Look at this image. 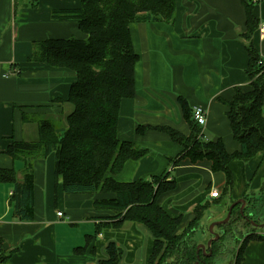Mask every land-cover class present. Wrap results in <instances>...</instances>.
Listing matches in <instances>:
<instances>
[{"label": "crops", "instance_id": "crops-1", "mask_svg": "<svg viewBox=\"0 0 264 264\" xmlns=\"http://www.w3.org/2000/svg\"><path fill=\"white\" fill-rule=\"evenodd\" d=\"M33 1L24 0L21 6L17 0H0V172L15 179L0 178V256L6 257L7 264H102L108 259L107 247L113 243L124 253L119 264H149L154 249L149 229L130 222L121 228L107 226L103 218L114 213L96 208L94 202L111 196L65 194L62 181L56 182L53 154L32 160L34 221L21 222L14 213L12 194L15 183L23 179L24 160L13 159L8 148L15 142H37L41 123L62 124L59 119L70 110L63 101L68 100L71 85L77 80L68 69L32 61L34 43L85 37L77 21L53 17L59 11L79 9V0ZM253 14L259 26L252 43L264 59L260 31L264 0L255 4ZM246 22L242 0H176L173 25L130 26L139 56L136 96L121 103L118 137L148 150V155L128 161L114 178L118 182L149 180L163 174L175 178L177 189L162 195L158 203L171 217L182 218L181 231L197 217V206L204 207L202 222L210 205L227 194L226 175L213 172L208 160L193 163L185 159L170 170V161L183 148L157 128L167 126L190 135L179 103L182 97L192 110H206L205 131L210 139H221L229 154L241 150L227 113L236 89L250 90L247 41L242 38ZM140 126L147 128L144 133H137ZM258 163V170L253 171H258V179L264 178L263 152L247 164L233 161L229 165L234 175L233 199L254 200L247 197V169ZM258 179L254 188L259 187ZM214 190L220 192L219 198H211ZM248 212L253 221L261 219L262 211ZM258 222L264 223V219ZM221 226L218 233L228 225ZM256 234L264 235L260 231ZM241 264H264V240L247 242Z\"/></svg>", "mask_w": 264, "mask_h": 264}, {"label": "trees", "instance_id": "trees-1", "mask_svg": "<svg viewBox=\"0 0 264 264\" xmlns=\"http://www.w3.org/2000/svg\"><path fill=\"white\" fill-rule=\"evenodd\" d=\"M79 1V9L59 11L53 17L56 20L77 21L84 38L48 39L34 43L32 61L68 69L76 74L77 80L71 85L68 100L63 101L70 106L64 125L41 123L37 142H15L8 148L7 153L13 159L24 160L23 179L15 183L12 194L17 219L21 222L34 221L35 176L32 160L53 154L56 182L62 181L65 194L111 196L94 202L96 208L114 213L103 218L107 226L121 228L130 222L149 229L154 237L149 264H155L159 255L158 264H196L198 256L201 264H211L220 252L219 241L227 234L226 226L233 221L232 217L224 225V236L213 243V254L208 258L202 255L201 250L197 254L198 246L193 241L204 207L195 208L197 217L181 231L182 218L171 217L158 203L162 195L177 189L175 178L170 179L169 174L134 182H118L114 178L128 161H138L148 155V150L132 142L121 141L118 137L121 103L136 96L135 70L139 56L133 46L130 26L153 22L174 24L176 0ZM242 3L247 14V32L242 34V38L247 41L250 90L244 92L237 88L227 113L233 138L241 150L229 154L221 139L206 138L193 119V110L182 97H179V103L190 126V135L186 137L167 126L157 128L183 148L174 159V167L185 159L193 163L208 160L212 163L213 172L226 175V192L233 188L234 181L229 165L233 161L247 163L257 154L264 153V64L252 43L259 21L253 14L255 3L252 0H242ZM60 128L63 130L59 131ZM146 129L140 126L137 133H144ZM0 178L15 181L11 175L2 172ZM235 211L239 219L251 225L241 216L240 205L233 213ZM244 213L249 220H253L247 214V207ZM100 233L97 230V235ZM245 237L244 246L238 250L233 264L242 263L248 241L264 240V235L260 234ZM106 251L108 259L102 264H119L123 250L112 243ZM0 264H7L6 257L0 256Z\"/></svg>", "mask_w": 264, "mask_h": 264}, {"label": "rangeland", "instance_id": "rangeland-1", "mask_svg": "<svg viewBox=\"0 0 264 264\" xmlns=\"http://www.w3.org/2000/svg\"><path fill=\"white\" fill-rule=\"evenodd\" d=\"M24 0H17V2L22 6ZM31 3H33V0H30ZM153 23H164L165 25H173L165 22H153ZM264 64V59H263ZM60 118V117H59ZM67 113L63 115L59 122L63 121V125L66 123ZM205 131V130H204ZM205 135L207 138H211L208 133L205 131ZM263 160V159H262ZM260 163V162H259ZM259 163L252 168L251 165L248 166L247 173L249 175V178L246 179L247 184V190H248V198L254 200H249L246 204L247 212L249 210H257L262 211L261 216L258 221H261L264 219V178H257V173H254V169L258 170ZM239 164V163H235ZM243 164V163H241ZM247 164V163H244ZM239 166V165H238ZM174 168V159L170 161V167L169 169L172 170ZM237 168V167H236ZM170 170H167L168 172ZM243 173V172H242ZM254 173V174H253ZM173 177L175 176V173L173 171L171 172ZM170 174V175H171ZM233 174V172H232ZM258 179V188H254L255 182ZM234 180V175H233ZM233 188H234V181H233ZM233 188L227 192V194L223 195L219 203H212L208 210L205 213V216L203 218V221L199 225V227L194 232L193 241L197 244V246L207 245L208 242L213 238V236L210 234V228L214 223L222 222L226 219L229 210L231 206L237 202L238 200L233 199ZM242 200V199H240ZM251 204V205H250ZM249 213V212H248ZM258 217V216H256ZM233 221L227 226L228 232L227 234L222 238L219 244L220 246V252L215 256V258L212 260L211 264H233L236 258V255L238 253L239 249H242L245 243V236L248 235H254L257 232L264 233V227L262 228H255L254 226L247 225L242 219L238 218V212H234L232 216ZM260 224H264L261 222H257ZM219 227H215L214 231L218 233ZM164 250V249H163ZM162 250V251H163ZM161 251V252H162ZM160 255L156 259V263L158 264L160 260ZM175 262V260L173 261ZM172 262V263H173Z\"/></svg>", "mask_w": 264, "mask_h": 264}, {"label": "water", "instance_id": "water-1", "mask_svg": "<svg viewBox=\"0 0 264 264\" xmlns=\"http://www.w3.org/2000/svg\"><path fill=\"white\" fill-rule=\"evenodd\" d=\"M246 204H247V202L244 199L235 202L231 206L226 219L224 221H222V222L214 223L211 226L210 234L213 236V238L208 242L207 245L198 246L197 247V254H199V251L201 250L203 256L208 257V258L212 256V254H213V251H212L213 243L219 241V239L224 235L223 231L217 233V232L214 231V228L218 227V226H221V225H226L227 223H229V221L231 220V217H232V213H233L235 207L238 206V205H240V214L246 221H249L251 223V225L254 226L255 228L264 227V224L256 223L253 220H249V218L245 215L244 209L246 208ZM198 260L199 261L196 264H201L200 263V256H198Z\"/></svg>", "mask_w": 264, "mask_h": 264}, {"label": "built area", "instance_id": "built-area-1", "mask_svg": "<svg viewBox=\"0 0 264 264\" xmlns=\"http://www.w3.org/2000/svg\"><path fill=\"white\" fill-rule=\"evenodd\" d=\"M263 0H252L253 3L257 4L262 2ZM261 34L264 35V24L261 26ZM193 119L196 122V124L202 128V132H204L206 124H207V112L205 109L198 107L193 110ZM221 196L220 192L217 190H214L211 193V198H219ZM59 217L63 216V213L60 212L58 213Z\"/></svg>", "mask_w": 264, "mask_h": 264}, {"label": "bare ground", "instance_id": "bare-ground-1", "mask_svg": "<svg viewBox=\"0 0 264 264\" xmlns=\"http://www.w3.org/2000/svg\"><path fill=\"white\" fill-rule=\"evenodd\" d=\"M205 135V134H204ZM207 138V137H206Z\"/></svg>", "mask_w": 264, "mask_h": 264}]
</instances>
